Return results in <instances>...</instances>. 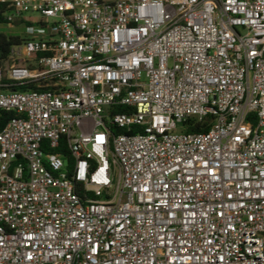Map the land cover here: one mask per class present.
<instances>
[{
  "label": "built area",
  "instance_id": "2783aa9c",
  "mask_svg": "<svg viewBox=\"0 0 264 264\" xmlns=\"http://www.w3.org/2000/svg\"><path fill=\"white\" fill-rule=\"evenodd\" d=\"M0 3V264H264V0Z\"/></svg>",
  "mask_w": 264,
  "mask_h": 264
},
{
  "label": "trees",
  "instance_id": "16d2710c",
  "mask_svg": "<svg viewBox=\"0 0 264 264\" xmlns=\"http://www.w3.org/2000/svg\"><path fill=\"white\" fill-rule=\"evenodd\" d=\"M10 12V9L5 5L0 3V26L1 25H15L10 24L6 19V14ZM27 39H23L21 37H12L7 36L5 34L0 33V69H3L4 65L11 61L12 50L14 47L21 45ZM24 90L25 88H21ZM13 117L12 113L2 112L0 114V130L5 126L8 120ZM210 118L205 122H198L195 120H191L188 122L186 126V133H199V132H207L210 128ZM119 131H115L118 133ZM60 150H54L55 153H59ZM68 161L70 162V157L66 156Z\"/></svg>",
  "mask_w": 264,
  "mask_h": 264
},
{
  "label": "rangeland",
  "instance_id": "374dc122",
  "mask_svg": "<svg viewBox=\"0 0 264 264\" xmlns=\"http://www.w3.org/2000/svg\"><path fill=\"white\" fill-rule=\"evenodd\" d=\"M0 33L5 34L7 36H12V37H21L23 39H27L28 36L26 35L24 28L19 25H1L0 26ZM7 66V63L4 65L3 68Z\"/></svg>",
  "mask_w": 264,
  "mask_h": 264
}]
</instances>
